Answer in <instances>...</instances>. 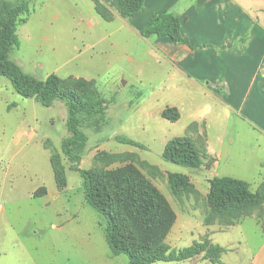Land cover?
Listing matches in <instances>:
<instances>
[{
    "label": "rangeland",
    "instance_id": "obj_1",
    "mask_svg": "<svg viewBox=\"0 0 264 264\" xmlns=\"http://www.w3.org/2000/svg\"><path fill=\"white\" fill-rule=\"evenodd\" d=\"M57 6L19 26L20 46L11 57L40 79L56 73L95 80L108 107L99 127H84L88 141L80 167L104 166L96 160L100 152L122 154L109 167L136 164L175 209L177 220L167 237L173 250L209 238L226 247L219 264H264V204L234 224L206 221L210 178H241L255 192L264 183V104L259 99L264 72L256 69L264 61L263 50L252 51L246 70H224L221 63L227 60L215 56L220 68L204 70L208 78L200 84L164 55L156 39L107 23L92 3L78 2L72 11ZM217 76L230 77V91L213 84ZM173 106L181 113L177 121L162 114ZM67 117L62 100L45 106L0 75V264L129 263L128 255L112 252L104 216L88 204L83 177L62 153ZM118 135L145 148L120 142ZM181 135L207 149L208 165L191 169L163 158L167 142ZM53 153L63 158L65 188L57 185ZM169 172L188 174L197 193L176 197ZM153 264L213 263L200 255Z\"/></svg>",
    "mask_w": 264,
    "mask_h": 264
},
{
    "label": "trees",
    "instance_id": "obj_2",
    "mask_svg": "<svg viewBox=\"0 0 264 264\" xmlns=\"http://www.w3.org/2000/svg\"><path fill=\"white\" fill-rule=\"evenodd\" d=\"M205 0H197L200 7ZM146 0H112L110 6L125 18H134L145 10ZM26 7L25 0H0V75L10 79L21 95L34 98L45 106L62 100L68 107L66 121L69 136L62 141V153L71 161L72 169L84 179L85 199L101 213L106 224V240L115 255L126 254L128 264H153L157 261H183L202 255L213 264H219L226 247L214 244L209 238L179 250H173L167 237L177 220V213L165 194L141 169L130 162L122 166L109 167L122 159L120 153L100 152L96 160L102 167L82 168L79 163L85 152L88 136L87 125H96L106 116L107 103L93 79L70 76L63 78L56 73L40 79L24 71L11 57L15 47L20 46L18 26ZM96 9L106 20L113 13L100 2ZM144 37L167 36L177 43L190 44L182 33V19L172 12L153 14L142 28ZM225 48V46H224ZM163 117L177 121L181 117L175 106L167 107ZM120 142L145 148L126 136L118 135ZM167 161L200 169L208 165L210 154L188 135L170 139L163 151ZM55 179L60 188L68 184L66 168L60 153L51 155ZM168 181L172 193L181 198L197 193L191 177L182 172H169ZM45 188L40 193H45ZM38 193V194H40ZM207 202L210 208L207 223L220 220L234 224L251 215L264 204V183L255 192L250 183L232 176H214L209 180ZM263 230H264V223Z\"/></svg>",
    "mask_w": 264,
    "mask_h": 264
},
{
    "label": "crops",
    "instance_id": "obj_3",
    "mask_svg": "<svg viewBox=\"0 0 264 264\" xmlns=\"http://www.w3.org/2000/svg\"><path fill=\"white\" fill-rule=\"evenodd\" d=\"M111 1L25 0L26 7L21 15L24 21L19 26L28 24L39 12L56 9L57 3L72 11L71 8L75 9L73 5L83 2L88 5L92 3L91 9L107 23H119L120 28L125 27L137 35H142V28L153 14L172 12L181 17L182 33L189 39L190 44L177 43L167 36L154 35L148 38L156 39L160 49H164V55L175 62L185 75L200 84L208 78L204 70L220 68L218 63L214 65L215 56L227 60L221 63L224 70H246L244 67L248 65L246 63H249L253 50L256 54L263 50L264 54V0H205L200 7L197 6V0H146L145 10L131 19L121 16L110 6ZM97 2L113 13L111 20H106L99 14L96 9ZM30 32L23 31L27 36H30ZM43 38L48 39L47 35ZM256 69L264 72V61ZM230 80V77L221 79L217 76L213 84L217 87L228 86L230 91ZM232 82L235 83L234 78ZM261 95L259 99L264 104V90Z\"/></svg>",
    "mask_w": 264,
    "mask_h": 264
}]
</instances>
